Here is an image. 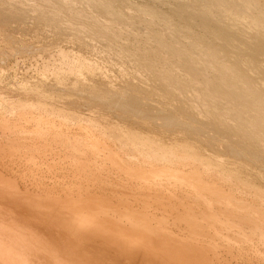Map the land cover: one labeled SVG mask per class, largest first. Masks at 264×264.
Returning <instances> with one entry per match:
<instances>
[{
    "label": "bare ground",
    "instance_id": "6f19581e",
    "mask_svg": "<svg viewBox=\"0 0 264 264\" xmlns=\"http://www.w3.org/2000/svg\"><path fill=\"white\" fill-rule=\"evenodd\" d=\"M0 264H264V0H0Z\"/></svg>",
    "mask_w": 264,
    "mask_h": 264
}]
</instances>
